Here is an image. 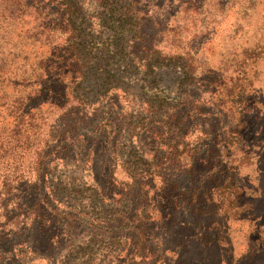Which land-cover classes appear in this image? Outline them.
Here are the masks:
<instances>
[{
  "label": "trees",
  "instance_id": "1",
  "mask_svg": "<svg viewBox=\"0 0 264 264\" xmlns=\"http://www.w3.org/2000/svg\"><path fill=\"white\" fill-rule=\"evenodd\" d=\"M143 1L0 0V19L28 15L41 27L33 34L49 42L36 94L27 107L13 104L15 123L4 136L0 131V257H49L54 264H221L230 250L226 221L244 205L239 189L223 196L231 169L223 159L237 148L250 153L244 146L251 133L248 114L264 112L245 104L224 138L218 125L228 110L194 105L202 92L196 87L199 64L187 50H164V31L149 30ZM204 91L213 93L211 80ZM119 96L134 104L112 116L103 102ZM45 101L61 111L38 134L36 190L22 199L29 178L20 158L36 139V111ZM91 104L96 108L86 117L80 108ZM87 124L108 148L105 166L118 162L127 176L115 194L114 169L88 186L75 167L64 180L45 179L51 160L67 166L69 158L75 163L94 153V143L80 133ZM195 131L199 137L185 147ZM189 244L201 256L187 252Z\"/></svg>",
  "mask_w": 264,
  "mask_h": 264
},
{
  "label": "rangeland",
  "instance_id": "2",
  "mask_svg": "<svg viewBox=\"0 0 264 264\" xmlns=\"http://www.w3.org/2000/svg\"><path fill=\"white\" fill-rule=\"evenodd\" d=\"M143 5L149 18V30L164 31V38L168 41L164 50H187L192 55L190 60L199 64L196 74L201 77L198 78L200 81L196 83V87L202 92L194 105L214 111L228 110L229 116L218 125L224 138L229 134L230 124L234 123V114L245 104H249L251 110L264 112V0H144ZM158 22L165 26H159ZM40 28L34 27L32 18L25 14L12 19H0V79L5 78L0 80L1 136L7 134L15 123L14 111H11L13 104L27 107V100L36 94L37 74L41 65L39 61L49 50V42L42 37L44 35L37 37L33 34L34 30L37 32ZM207 68L210 72L205 71ZM208 80H211L214 87L212 94L204 91ZM37 102L36 98L32 103ZM117 102L115 98H108L103 102L114 110L115 114L111 113L112 116L124 115L134 104L121 96ZM39 107V111H36V139L32 143V138L31 147L20 158L23 177L30 181L26 180L28 184L21 194L22 199L33 198L36 190L32 163L36 157L34 151L40 144L38 134L44 128L42 126L52 122L61 111L49 101L40 103ZM95 108L96 104H91L82 106L80 110L87 117ZM104 110L103 108L102 111ZM248 115L251 133L247 135L244 146L248 147L250 153L243 155L237 148L223 159L231 167L226 174L230 176L228 181L231 185L227 184L229 188L226 185L222 189L223 196L231 198L233 191L241 190L244 208L227 218L226 235L230 250L223 255L221 264H225L227 259L230 264H264V116L258 114L255 118V113L251 111ZM99 124L101 123L95 122L94 126ZM89 126L82 125L80 133L86 132L87 144L94 143V153L91 152L87 160L84 155L75 163H71L69 158L67 166L61 159L51 160L45 167V179L51 178L53 182L60 178L64 180L70 175L72 167H75L74 174L88 186L96 178L102 181L110 169H114L115 194L122 185L120 181L127 176L118 162L108 168L105 166L109 160L108 148L104 146L103 139L94 140L97 135L94 131L92 134L86 130ZM21 129L22 134L27 132L24 126ZM195 133L196 131L186 139L185 147L194 145V139L199 137ZM234 146L235 143H232L231 148ZM155 183L158 184L159 181L155 179ZM13 238L18 240L19 237L15 235ZM190 249L195 256H201L202 252L191 245L186 251L189 252ZM217 252L211 254L214 262L219 256ZM188 255L191 253L185 254V257ZM15 258L11 259V255L6 252L0 257V264H54L53 258L49 257H37L27 262H21L19 258L15 261ZM112 263L114 262H110Z\"/></svg>",
  "mask_w": 264,
  "mask_h": 264
}]
</instances>
